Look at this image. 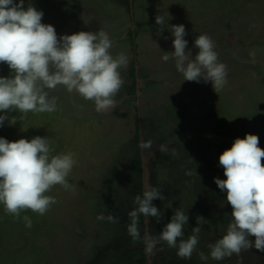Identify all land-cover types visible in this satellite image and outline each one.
Masks as SVG:
<instances>
[{
    "label": "rangeland",
    "instance_id": "rangeland-1",
    "mask_svg": "<svg viewBox=\"0 0 264 264\" xmlns=\"http://www.w3.org/2000/svg\"><path fill=\"white\" fill-rule=\"evenodd\" d=\"M29 4L43 12L41 22L52 25L58 37L105 31L113 56L123 52L129 62L121 70L116 107L108 112L98 113L93 101L62 85L44 89L55 98L53 112H0L9 116L0 138L48 137L52 155L71 151L77 160L66 177L74 189L53 186L45 195L57 202L44 215L29 209L16 217L0 203V264H264V252L254 247L221 261L211 258L209 248L233 220L226 192L214 182L226 179L220 155L246 134L257 135L264 150V0H24L25 8ZM157 15L163 25L156 24ZM180 24L193 59L196 36L208 34L215 42L228 70L219 92L210 82L184 81L171 57L163 61L165 52L174 51L169 27ZM131 68L136 97L126 93ZM12 75L0 63V77ZM190 125L196 128L191 133ZM137 147L145 189L155 187L164 196L153 201L160 221L144 220L146 238L158 235L177 208L189 216L185 239L203 217L191 260L179 258L166 243L149 244L144 256L139 239L127 232L136 192L125 173Z\"/></svg>",
    "mask_w": 264,
    "mask_h": 264
},
{
    "label": "clouds",
    "instance_id": "clouds-1",
    "mask_svg": "<svg viewBox=\"0 0 264 264\" xmlns=\"http://www.w3.org/2000/svg\"><path fill=\"white\" fill-rule=\"evenodd\" d=\"M43 15L31 4L25 8L24 0L19 3L0 0V63H6L13 72L10 77H0V112H53L55 98L49 99L44 89L61 85L93 101L98 113L114 109L115 97L124 83L121 70L128 65L127 55L121 52L113 56V41L103 30L58 37L52 25L41 22ZM155 21L157 25L164 24L161 15ZM169 28L174 37V51L165 52L163 61L174 59L184 81L203 80L211 83L215 93L222 90L228 82V70L219 62L212 38L208 34L196 36L194 47L198 52L193 59L191 50L186 51L185 26ZM6 120H9L7 114L0 115V127ZM258 144L257 135L246 134L243 139L236 138L232 147L219 157L226 179L214 178V182L221 192H226L233 220L226 235L209 245L214 260L221 261L253 247L264 252V150ZM145 146L151 147V142ZM52 152L48 137L22 138L15 142L0 138V203L7 213L19 217L21 211L30 209L44 215L57 202L55 197L45 195L53 186L74 189L66 177L77 164L75 154L69 151L52 155ZM162 199V191L155 187L146 188L143 198L140 195L133 198L136 207L129 211L127 225L133 240L140 238V215L160 221L162 213L153 201ZM107 219L117 222L112 216ZM24 220L31 227L30 218L25 216ZM188 220L182 208L175 209L160 233L149 238L150 246L166 243L176 249L179 258L191 260L204 218L197 217L198 226L185 239ZM250 237L255 238L254 242ZM199 255L201 260L208 259L202 252Z\"/></svg>",
    "mask_w": 264,
    "mask_h": 264
},
{
    "label": "trees",
    "instance_id": "trees-1",
    "mask_svg": "<svg viewBox=\"0 0 264 264\" xmlns=\"http://www.w3.org/2000/svg\"><path fill=\"white\" fill-rule=\"evenodd\" d=\"M131 70H132V74H131L132 77L130 80L131 82L127 84L126 93L130 94L131 96L136 97V78L134 75V69L131 68ZM190 126L192 127L193 125H190ZM137 127L138 126H136V130L138 129ZM186 128H188L189 133H191V131L193 129H196L195 126H193L192 129H189V127H186ZM187 135H190V134L187 133ZM136 137H138V133H137ZM226 139H228V138H226ZM135 154L136 155H135L134 164L131 167H129L128 170L126 171L125 178H126L128 185H130V187L133 189V191L136 192L135 193L136 196L140 195L141 198H143V192L145 190V186H144V180H143V164H142V159H141L139 147H137ZM139 218H140V222H139L140 224L139 225H140V229H141L140 238H139L140 249L142 250V254L145 256L149 242H148V240L146 238V234H145V222H144L145 217L143 215H140ZM116 248H119V247H116Z\"/></svg>",
    "mask_w": 264,
    "mask_h": 264
},
{
    "label": "flooded vegetation",
    "instance_id": "flooded-vegetation-1",
    "mask_svg": "<svg viewBox=\"0 0 264 264\" xmlns=\"http://www.w3.org/2000/svg\"><path fill=\"white\" fill-rule=\"evenodd\" d=\"M140 150V149H139ZM147 251V250H146Z\"/></svg>",
    "mask_w": 264,
    "mask_h": 264
}]
</instances>
